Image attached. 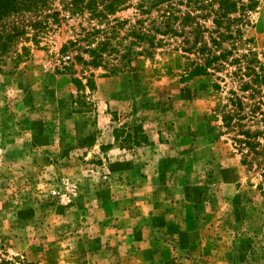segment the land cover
<instances>
[{
  "label": "rangeland",
  "instance_id": "374dc122",
  "mask_svg": "<svg viewBox=\"0 0 264 264\" xmlns=\"http://www.w3.org/2000/svg\"><path fill=\"white\" fill-rule=\"evenodd\" d=\"M238 1L244 9L230 16L242 20L221 27L232 31L222 43L231 52L202 75L192 70L205 55L184 51V41L199 25L217 28L213 15L196 17L210 7L192 1L153 10L146 26L169 6L196 19L178 21L181 36L166 35L150 55L109 75L79 64L75 73L58 72L85 42L66 53L61 46L89 25L87 11L66 16L71 0L21 4L0 18L1 39L23 30L0 63L1 256L38 264H264V0ZM113 17L124 21L119 36L139 27L133 7ZM39 23L47 24L38 30ZM214 35L203 33L211 48ZM23 46L28 58L14 68ZM89 71L94 88L78 89L72 78ZM123 124L131 134L138 128L137 145L115 139Z\"/></svg>",
  "mask_w": 264,
  "mask_h": 264
},
{
  "label": "trees",
  "instance_id": "16d2710c",
  "mask_svg": "<svg viewBox=\"0 0 264 264\" xmlns=\"http://www.w3.org/2000/svg\"><path fill=\"white\" fill-rule=\"evenodd\" d=\"M39 1L41 0H0V18L15 11L21 4L23 6L33 7ZM166 1L168 0H137L135 3H132V0H71L69 4L70 12L68 11L69 14L66 16L79 11H87L90 14L88 18L89 25L81 26L77 33V38L74 40L69 39L61 46L60 52L66 53L68 49L75 46L76 43L85 42L83 46L79 47L82 54L74 55V63L67 59L62 62L61 69H57L58 72L75 73V71H73V65L79 64L84 70L102 68L108 75L115 74L129 67L133 61L140 60L144 55H150L153 48L165 44L166 35L181 36L182 31H177L175 24L179 21L180 26H191L193 20L196 18L188 13L179 17L172 11L173 8L170 6L167 13L164 12L163 14L157 15L155 20H150L149 25H145L152 11H158L160 5ZM187 1H192L195 5V9L204 10L210 7L208 13H200L196 15V17H201L206 20L210 15H213L211 21L217 28L211 31L204 27V25H199L198 27H202V29L195 33L193 39L191 41L189 39L184 41V43H190L189 47L183 49L184 51L194 49L197 53L205 55L203 63L194 66L192 75L207 74L208 69L214 65L215 62L223 58L226 59L230 54L231 49L222 47V43L225 42L227 38H233L232 31L229 30L227 33H223L221 27H225V25L230 27L233 21L242 20V18H232L230 14L239 9L242 11L244 9V4L242 1L238 0H210L205 5H203V0ZM215 3H217L216 9L214 8ZM128 7H133L137 10L139 18L136 20V24H138L139 27L131 29L126 35L119 36L124 21H119L116 17H113V15L117 11ZM57 14L58 13H54L53 15L57 16ZM240 17H242L241 14ZM94 19L95 23L92 25L90 20ZM46 24L47 23L37 24L39 27L38 30L44 29ZM207 31H209L210 34L215 32L214 37L211 38L214 48L209 47L205 41L203 33ZM22 32L23 30L6 33L2 36V39L0 38L2 40L0 43V63L4 62L1 58L3 51L6 50L14 37L21 35ZM189 33L192 32L189 31ZM37 41L38 40L35 42ZM28 55L29 47L23 46L22 52L17 53L14 58V68L24 62L28 58ZM255 75L259 76L257 73H255ZM93 77L94 72L89 71L87 75H81V78L73 77L72 82L78 89L81 87L93 89ZM83 79L86 80L85 83H83ZM83 105L86 106L87 103L83 102ZM128 126L129 124H123L120 128H114L115 139L120 140L121 144H125V146L137 145L141 134L138 135V128L136 127L133 129L134 134H131ZM139 131L142 133L140 127ZM246 134L248 133L246 132ZM122 135L123 137H121ZM0 264L38 263L20 257L9 259L0 255Z\"/></svg>",
  "mask_w": 264,
  "mask_h": 264
}]
</instances>
